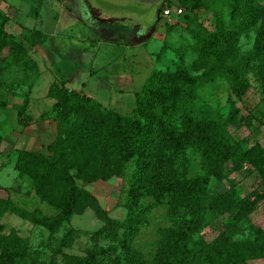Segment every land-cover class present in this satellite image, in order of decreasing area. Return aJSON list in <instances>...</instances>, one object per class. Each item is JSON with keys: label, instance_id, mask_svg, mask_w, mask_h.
I'll return each instance as SVG.
<instances>
[{"label": "trees", "instance_id": "obj_1", "mask_svg": "<svg viewBox=\"0 0 264 264\" xmlns=\"http://www.w3.org/2000/svg\"><path fill=\"white\" fill-rule=\"evenodd\" d=\"M176 1L188 14L204 10L215 19L213 31L203 29L196 37L193 68L198 74L184 64L174 71L154 70L135 94L131 116L54 82L47 97L55 100L48 113L57 125L56 138L46 152L16 149L14 170L30 179L36 196L57 213L49 216L38 208L21 207L11 190L0 184V264H251L264 259V227L250 220L264 204V146L234 135L250 131L257 120L252 111L242 113L237 107L253 81L264 95V0ZM10 22L0 5V76L19 68L25 74L21 84L30 85L21 92V84L0 81V110L8 108L10 97H21L19 124L26 127L40 70L27 45L9 30ZM249 32H255V42L243 56L240 40ZM43 37L47 36L33 32L27 42L35 45ZM223 80L231 83L232 90L227 112L202 96L205 88ZM38 120L47 117L43 114ZM3 139L0 135V142ZM191 153L201 164V173L194 177ZM233 173L257 174L259 183L243 198L235 186L223 193L210 192L213 181L223 182ZM112 179L129 180L120 199L126 210L123 220L111 218L86 188ZM146 198L152 202L145 204ZM163 205L168 207L171 226L160 231L153 261L148 262L134 241L152 212ZM88 210L103 223L100 230L70 229L56 238L66 222ZM4 214L50 233V262L41 261L29 238L16 230L6 232L1 223ZM208 214L226 216L227 222L217 238L200 245L195 238L206 227ZM245 224L251 238L239 240ZM81 234L91 235L92 249L85 256L66 253ZM103 241L109 244L101 246Z\"/></svg>", "mask_w": 264, "mask_h": 264}, {"label": "rangeland", "instance_id": "obj_2", "mask_svg": "<svg viewBox=\"0 0 264 264\" xmlns=\"http://www.w3.org/2000/svg\"><path fill=\"white\" fill-rule=\"evenodd\" d=\"M80 2L81 6L76 8L74 14L82 19L74 24L69 15L62 12L64 7L69 6L67 0H0L2 8L11 15L9 30L16 33L19 40L27 47H29L27 42L29 36L25 32L31 29L45 30L47 36L51 38L46 45L31 51V55L41 69H47L33 91V98L46 97L51 84L64 81L69 88L82 90L88 96L100 101H110L114 110L131 116L135 106L134 96L137 92L105 90L102 86L116 87L117 79L127 76L134 80V85H137V91L140 92L154 70L174 71L181 64H184L193 75L198 74L193 68L197 58L193 53V47L196 37L203 29L214 30L215 19L212 13L202 10L188 14L176 0H87L86 4L83 3L84 0ZM167 4L171 6L172 13L165 17ZM89 7L99 9L103 17L101 25L94 24L96 21L89 15ZM40 14H42V22ZM117 17L127 19L124 22H112V19ZM71 23L73 26H70ZM255 35V32H249L241 38L240 52L243 56L248 55L252 50ZM80 44L92 53L91 58L83 62L79 61L74 51V48ZM80 66L82 68L78 69ZM75 74V77L72 76ZM24 75L19 68H12L0 76V81L8 85L13 82L15 85L21 84ZM29 85V82L21 84L18 90L28 91ZM231 91V83L223 80L205 88L202 96L211 104L219 103L227 112ZM237 107L242 113L252 111L257 120L250 131H235V137L239 140L248 138L252 143L258 142L264 146V95L255 81L244 98L237 102ZM42 108L47 117L46 121H52V113L46 112L52 108V105L44 104ZM39 110L35 113L36 116L40 114ZM33 121L32 117L30 122ZM16 129H19L17 113L14 110H0V135L14 142L17 139L13 134ZM50 141V139L43 140V144ZM6 146H10V142L7 145L0 144V151L7 149ZM29 149L38 150L39 147L37 149L29 147ZM13 156L12 152L6 158L0 152V166L5 164L0 183L11 190L14 202L21 207L28 210L38 208L46 215H55L57 212L36 196L32 181L27 177H19L13 169ZM189 158L190 176L194 177L201 173L200 158L193 153ZM128 179H112L86 188L98 198L111 218L123 220L126 210L120 204V199L128 185ZM258 183L257 174L248 176L246 173H233L223 182L213 181L210 192L223 193L231 186H235L238 197L243 198L249 195ZM79 184L81 185L80 182ZM150 202H152L151 198L144 199L145 204ZM148 220V224L141 229L135 239L134 247L148 262H152L160 242V231L171 226L168 207L160 206L152 212ZM250 220L264 227V204L250 217ZM226 222V216L208 214L206 227L196 236L195 241L200 245L204 242H212L219 236ZM1 223L6 226L7 233L16 230L20 236L29 238L32 249L39 252L41 261L50 262L52 252L48 247L50 233L47 230L11 214H4ZM102 226L103 223L95 213L88 210L84 215L74 216L66 222L56 238H62L70 229L94 233ZM250 238V231L245 224L237 239ZM108 244L104 241L100 243L101 246ZM92 246L91 235L81 234L74 240L71 248L65 249V252L85 256ZM251 264H264V259L253 261Z\"/></svg>", "mask_w": 264, "mask_h": 264}, {"label": "crops", "instance_id": "obj_3", "mask_svg": "<svg viewBox=\"0 0 264 264\" xmlns=\"http://www.w3.org/2000/svg\"><path fill=\"white\" fill-rule=\"evenodd\" d=\"M80 1H83V0H67V5L69 4V6H68V8L64 7L63 11H62L64 14L67 13L69 15L70 20L73 21L74 24H77L78 22H80V19H82L81 17L75 16V14H74V11L76 10V8L81 6V2ZM86 1L87 0H84L83 3L86 4ZM1 7H2V5H1ZM91 8L92 7H89V9H91ZM92 9L94 10L93 16L94 15L95 16L98 15V13H96V10H99V9H97V8H92ZM5 12L11 17V15L7 11H5ZM40 16H41L40 20L42 22V14H40ZM99 16L101 17L100 13H99ZM101 18H103V17H101ZM126 19L127 18H122V17L118 18L117 17V18H113L112 22H114V23L115 22L116 23L117 22H124ZM73 23H71V25L70 24L69 25L73 26ZM59 30L60 29H58V31ZM33 32H40V33H42V34L47 36V33L45 32V30L43 31V30H41L39 28L31 29L29 31H26L25 33L27 34V36H30ZM14 34H16V33H14ZM50 39H51L50 36H47L45 38L43 37V39L42 38H38V40H37L35 45L28 44L29 45L28 48L30 49V53H31L32 50H35V49H37L39 47H42V46L46 45ZM140 42H142V41H140ZM74 51L76 52V55L78 56L80 62H83V61L88 60V59L91 58V54L92 53L89 52L84 47H82L81 44L76 46L74 48ZM38 65H39V63H38ZM81 68L82 67L80 66L78 69H81ZM39 70H40L39 71V75H38V77L36 79L35 86H34V88L32 90L31 96H30V106H29V109H28V112H27L28 115L31 118L32 117L34 118V121L30 122V124L28 126H26V127L19 124V129H16L15 132L13 133L15 135V137L17 138L16 141L12 142L11 140H7L6 136H4L3 141L0 143L1 146H2V145H7L10 142V146H6L7 149H4V151L1 150L0 152L6 158L8 156H10V154H12V152H13V155H14L13 156V160H14L13 161L14 162L13 169H14V165H15V161H16V157H15L16 156V153H15L16 149H22V150H28V151H34V152H37V151L46 152V149H47L48 145L51 144L55 140L56 135H57V125H56L54 120H52L50 122L38 120L43 114H45L44 111H43V108H42V107H44V104L52 105V107L55 104V100L49 99L47 96L46 97H42V98H37V99L33 98V91H34L38 81L47 72L46 71L47 69H44V70L41 69L40 65H39ZM79 71L80 70H78V72ZM72 76L75 77L76 74L72 75ZM61 82L65 83V86L70 91L82 92V90L79 91V90H76V89H73V88H69L67 86L66 82H64V81H61ZM115 83H117L116 87H112V86L103 87L102 86V88L105 89V90L109 89V90H114V91H119V92H123L125 90H127L126 92H130V90L132 92H135V93L138 92L137 91L138 90L137 89V85L136 84L134 85V80L132 78H127V76L120 77L119 79H117V81ZM51 86H52V84H51ZM50 87H49V89H50ZM49 89H48V91H49ZM47 94H48V92H47ZM134 101H135V96H134ZM100 102L105 107H107L108 109L114 110L111 107V102L110 101H107V102L100 101ZM8 103H9V105H8V108L6 109V111L14 110L17 113V116H18V112L23 107L24 100L21 97H18V96L17 97H10L9 100H8ZM134 108H135V106H134ZM134 108H133V110H134ZM51 109L47 110L46 112H49ZM38 110H39L40 114L38 116H36L35 113H38ZM114 111H116V110H114ZM116 112H119V111H116ZM123 115H126V114H123ZM6 121L8 123V120H6ZM48 139H50L51 141L49 143H47V144H43V140L47 141ZM19 141H21V142H19ZM29 147H34V149H37L39 147V149L38 150H30ZM4 166H5V164L1 165L0 166V170H2L4 168ZM3 172L4 171L2 170L1 174H0V177L2 176Z\"/></svg>", "mask_w": 264, "mask_h": 264}, {"label": "flooded vegetation", "instance_id": "obj_4", "mask_svg": "<svg viewBox=\"0 0 264 264\" xmlns=\"http://www.w3.org/2000/svg\"><path fill=\"white\" fill-rule=\"evenodd\" d=\"M90 13H89V15H91L92 16V18L96 21L94 24L96 25H101L102 23H103V18H101L100 16H99V10H96V13H98V15H94L93 16V13H94V10L91 8L90 9V11H89Z\"/></svg>", "mask_w": 264, "mask_h": 264}, {"label": "built area", "instance_id": "obj_5", "mask_svg": "<svg viewBox=\"0 0 264 264\" xmlns=\"http://www.w3.org/2000/svg\"><path fill=\"white\" fill-rule=\"evenodd\" d=\"M171 13H172L171 9L167 8V9H165V11H164V16H165V17H168V16L171 15Z\"/></svg>", "mask_w": 264, "mask_h": 264}]
</instances>
